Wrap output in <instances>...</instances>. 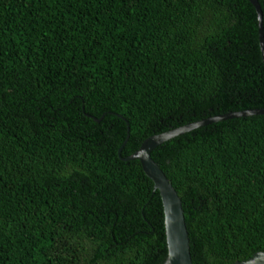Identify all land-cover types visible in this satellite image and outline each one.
Masks as SVG:
<instances>
[{
	"label": "trees",
	"instance_id": "obj_1",
	"mask_svg": "<svg viewBox=\"0 0 264 264\" xmlns=\"http://www.w3.org/2000/svg\"><path fill=\"white\" fill-rule=\"evenodd\" d=\"M262 108L248 0H0V264H160V195L117 154L127 125L122 158ZM150 157L180 198L192 264L264 252V114Z\"/></svg>",
	"mask_w": 264,
	"mask_h": 264
},
{
	"label": "water",
	"instance_id": "obj_2",
	"mask_svg": "<svg viewBox=\"0 0 264 264\" xmlns=\"http://www.w3.org/2000/svg\"><path fill=\"white\" fill-rule=\"evenodd\" d=\"M248 1L252 4L256 12L259 49L261 51V58L264 64V39L261 22V9L257 0ZM257 114H264V108L228 112L200 121L192 122L175 129L167 130L163 133L152 135L146 138L141 142L140 146L135 152L125 158H122L120 157V151L128 139L129 128L127 125L125 139L118 148L117 154L121 160H138L144 174L153 182V192L157 190L160 195L167 249L166 256L160 264H192V261L189 253V239L180 198L162 170L150 157L151 151L168 139L188 130H192L194 128L220 120ZM117 116L120 117L119 115ZM101 118L102 116L99 119L94 118V120L99 121ZM234 264H264V252L254 253L253 255Z\"/></svg>",
	"mask_w": 264,
	"mask_h": 264
}]
</instances>
